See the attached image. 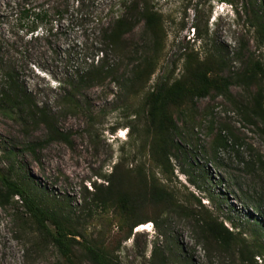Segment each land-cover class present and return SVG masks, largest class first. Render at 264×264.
<instances>
[{"label":"rangeland","instance_id":"obj_1","mask_svg":"<svg viewBox=\"0 0 264 264\" xmlns=\"http://www.w3.org/2000/svg\"><path fill=\"white\" fill-rule=\"evenodd\" d=\"M74 1L54 0V6L66 7L67 13H50L47 23L52 21V32L38 30L31 36L30 18L25 19L22 14L24 6L46 8L52 0H0V63L5 70L14 69L32 100L18 113L0 109V173L29 181L43 203L62 207L76 217L88 213L82 209L84 187L90 190V183L103 181L102 175L109 174L120 159L131 160L130 153L141 143L143 94L157 81L183 72V54L188 48L197 52L200 59L219 52L228 63L226 72L232 76L241 71L249 58L264 63V44L256 40L245 10L251 6L264 16V0H251V4L246 0H94L93 10L102 14L104 20L112 11H125L126 7L120 6L123 1L138 2L140 8L148 2L162 15L164 39L155 57L156 70L143 92L127 94L123 81L150 48L143 22L136 17L120 51L108 50V63L117 67L119 80L107 78L102 85L75 90L73 98L79 103L76 109L64 103L58 84L73 80L75 66L83 62L84 55L94 54L96 60L97 51L104 46L92 39V17L80 25L73 13ZM54 19L59 20L54 23ZM197 24L206 31L202 30V37L197 36ZM230 90L233 101L222 96L199 99L198 115L192 121L179 120L176 142L181 150L171 159L174 174L168 181L184 204H193L196 211H201L197 199L201 200L204 208L240 233L242 240L257 239L264 245V171L247 167L256 157L264 162V124L247 122L239 107L242 109L249 102L256 87L246 89L233 83ZM1 96L0 92V99ZM41 109L56 117L57 127L70 137L68 142L46 141V126L35 121ZM218 134L227 139L225 146L213 145ZM139 160L145 162L147 169H154L142 148L136 157ZM156 175L160 177L159 173ZM144 214L156 221L144 223L145 230L133 228L125 240L119 228V214L113 212L98 220L88 219L85 227L93 239L110 242L114 247L121 241L116 253L121 264H160V257L164 258L163 264H237L231 251L207 246L193 217L175 210L156 215L151 206ZM18 217L27 215L16 197L10 205L0 206V264H58L54 246L38 240L33 225L28 223L22 228ZM257 220L262 224L256 231ZM256 261L264 264V256H257Z\"/></svg>","mask_w":264,"mask_h":264},{"label":"trees","instance_id":"obj_2","mask_svg":"<svg viewBox=\"0 0 264 264\" xmlns=\"http://www.w3.org/2000/svg\"><path fill=\"white\" fill-rule=\"evenodd\" d=\"M227 1L233 3V0ZM246 2L251 4V0ZM126 3H129L128 6ZM46 5V8L44 5L24 6L22 14L25 19L30 18L31 27L28 29V34L31 36L37 34L38 30L51 33L53 23L52 21L47 23L48 15L56 13L63 16L68 11L62 5L54 6V0ZM120 6L126 7V10L112 11L104 20L102 14L93 10L95 9L94 0L74 1L73 13L79 18L80 25L83 26L88 21V17H92V39L104 47L97 51L96 60L94 54L84 55L83 62L75 66L73 80L67 83L59 82L58 89L64 95V103L70 108L79 107V103L73 98L75 90L102 85L107 78L119 80V76L116 77L117 67L108 63V50L120 51L122 40L136 24V17L138 22L140 20L143 22L150 48L147 55L133 64L131 74L125 82L123 81L122 88L127 94L142 93L145 84L156 70L155 57L161 50L165 32L161 13L148 2H144L142 8L135 1H123ZM245 10L248 11L249 22L254 28L256 40L264 44V16L253 10L251 6ZM57 20L59 19H54V23ZM50 24L51 27H49ZM195 29L197 36L202 37L203 26L197 24ZM1 50L0 46V60ZM183 56L181 74L157 81L143 94V103L140 107L144 118L141 143L133 154L130 153L131 160L128 161L127 157L120 159V162L112 166L109 174L102 175L103 181L90 183V190L84 187L82 209L88 211L86 215L74 217L71 211L43 203L36 196L34 186L29 181L12 179L0 173V206L10 205L15 197L20 200L27 215V217H18L22 228L28 223L33 225V230L38 234V240L56 249L59 256L58 264H121L116 254L120 249L121 241L119 240L114 247L110 242L104 243L93 239L87 232L85 223L88 219L98 220L99 217H107L109 212L119 214V228L125 240L132 235L133 228L149 221H156L155 217L144 214L148 206L154 209L156 215L166 210H175L187 217H193L207 246L231 251L236 257L237 264H258L256 257L264 256V245L260 241L242 240L240 233L226 227L223 221L204 208L201 200L197 199V203L202 208L201 211H196L193 204L192 206L184 204L178 199L168 181L174 174L171 159L176 158L181 150L176 142L181 126L179 120L192 121L198 115L197 100L215 96L232 100L230 87L233 83L243 85L246 89L255 86L256 91L249 102H246L242 109L241 105L239 107L247 122L254 125L264 124V63L261 64L249 58L241 71L232 76L226 72L228 63L219 52L207 54L204 59H200L197 52L188 48ZM0 70L3 77V87L0 88L2 94L0 109L11 113L17 112L23 105H31L32 100L18 82L14 69L5 70L0 63ZM32 114L35 116L34 113ZM140 116L141 114H138V117ZM55 118L45 109H41L38 112V120L35 121L46 126V141L68 142L70 138L68 133L62 132L57 127ZM226 144V138L220 134L215 136L214 146ZM141 148L154 169H147L142 160L136 161ZM128 164L132 167H128ZM247 167L264 171V162L260 157H256L252 163L247 164ZM156 173H159L160 177ZM256 224L257 231L262 221L257 220ZM34 244L36 247L39 246L36 241ZM163 263L164 258L160 257V264Z\"/></svg>","mask_w":264,"mask_h":264},{"label":"bare ground","instance_id":"obj_3","mask_svg":"<svg viewBox=\"0 0 264 264\" xmlns=\"http://www.w3.org/2000/svg\"><path fill=\"white\" fill-rule=\"evenodd\" d=\"M146 229V227H145V225L144 224H142V225H139L137 228H136V230L137 231H140V230H145Z\"/></svg>","mask_w":264,"mask_h":264}]
</instances>
